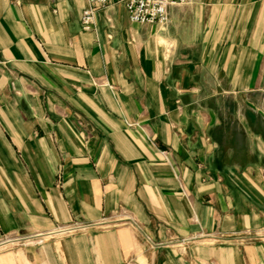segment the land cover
Masks as SVG:
<instances>
[{"label":"crops","instance_id":"0c3cea01","mask_svg":"<svg viewBox=\"0 0 264 264\" xmlns=\"http://www.w3.org/2000/svg\"><path fill=\"white\" fill-rule=\"evenodd\" d=\"M87 6L0 0V264H264V0Z\"/></svg>","mask_w":264,"mask_h":264},{"label":"built area","instance_id":"2783aa9c","mask_svg":"<svg viewBox=\"0 0 264 264\" xmlns=\"http://www.w3.org/2000/svg\"><path fill=\"white\" fill-rule=\"evenodd\" d=\"M189 1L191 0H88V6L81 15V22L85 29H89L94 22V15L98 8L111 3H120L126 8L133 22L140 24L157 22L165 27L170 21L169 7ZM81 227H65L62 231L68 232ZM19 238L21 237L6 238L2 242L17 241Z\"/></svg>","mask_w":264,"mask_h":264},{"label":"rangeland","instance_id":"374dc122","mask_svg":"<svg viewBox=\"0 0 264 264\" xmlns=\"http://www.w3.org/2000/svg\"><path fill=\"white\" fill-rule=\"evenodd\" d=\"M14 237H18V236H13V237H7V238H14Z\"/></svg>","mask_w":264,"mask_h":264}]
</instances>
